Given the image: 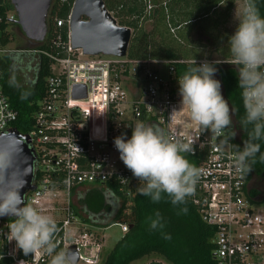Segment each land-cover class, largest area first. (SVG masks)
Instances as JSON below:
<instances>
[{
    "label": "built area",
    "instance_id": "1",
    "mask_svg": "<svg viewBox=\"0 0 264 264\" xmlns=\"http://www.w3.org/2000/svg\"><path fill=\"white\" fill-rule=\"evenodd\" d=\"M68 21L69 14L66 55L50 56L46 91L38 102L34 127L26 134L34 154V190L25 193V200L56 220L58 250L74 246L76 264L101 263L103 238L85 228L77 216L74 191L84 185L106 183L126 188L135 181L119 158L114 138L122 134L130 138L132 127L139 121L160 128L171 140L193 142V152L184 155L199 159L201 177L189 199L201 219L215 228V264H264V177L237 172L235 138L227 132L218 138L203 132L181 108L179 92L171 90L173 64H193L194 60L133 61L101 54L83 55L80 49L70 48ZM5 22L16 24L13 9L6 12ZM63 24L57 20L55 29ZM60 41L59 32L54 30L53 43L58 45ZM195 61L199 65L215 60ZM159 65H167L170 78L159 75L154 68ZM140 73L144 75L142 92H128L124 83L128 74ZM214 78L217 79L216 74ZM73 85L84 86L85 97L74 99ZM0 111L6 117L10 114L0 127L1 134L11 128L17 116L3 93L1 72ZM10 219H0V264H49V257L25 256L16 249L15 241L7 240ZM119 228L122 234L128 229L123 223Z\"/></svg>",
    "mask_w": 264,
    "mask_h": 264
},
{
    "label": "trees",
    "instance_id": "2",
    "mask_svg": "<svg viewBox=\"0 0 264 264\" xmlns=\"http://www.w3.org/2000/svg\"><path fill=\"white\" fill-rule=\"evenodd\" d=\"M235 1L208 0L203 16L191 18L180 25L167 20L166 7L162 5L164 0H103L105 8L117 24L131 30L124 58L133 61L231 58L229 38L224 39L221 29L229 19ZM1 2L0 44L1 49H4L12 40L10 25L5 22L6 12L12 7L8 0ZM73 2L74 0L51 1L46 17V36L43 41L36 43L33 52L28 53L31 58L36 57L35 60H30L36 62L33 79L28 86H19L10 77L16 56L8 53L0 58L3 93L17 115L11 128L21 135L28 134L34 127L38 102L44 96L46 78L51 74L50 56L61 58L66 55V19ZM256 5L261 16H264V0H256ZM57 20H62L64 24L55 29ZM146 23L149 25L148 29ZM54 30L61 37L58 45L53 43ZM222 43L225 45L221 46ZM19 56L21 60L22 54L19 53ZM173 65L172 83L189 67L194 66L181 63ZM215 67L216 78L221 82V93L231 108L232 126L226 130L227 135L232 137L235 134V146L243 148V141L248 136L240 124L244 108L238 87V66L217 63ZM141 120L144 121L143 116ZM260 143L261 153H264V141ZM186 158L190 163L198 165V158ZM248 176L259 179L264 177V162L259 160V154ZM139 186L142 185L136 178L126 188L118 183H106L104 186H91L78 196L75 211L82 221L101 226L123 223L128 227L100 264H131L151 255L160 256L166 264H215L212 242L215 228L201 219L189 197L181 206H173L167 198L153 203L149 197L140 194ZM181 208H186L187 211L183 212ZM157 215L161 217L164 226L162 229L152 230L151 219H156ZM165 235L170 236V239H166Z\"/></svg>",
    "mask_w": 264,
    "mask_h": 264
},
{
    "label": "clouds",
    "instance_id": "3",
    "mask_svg": "<svg viewBox=\"0 0 264 264\" xmlns=\"http://www.w3.org/2000/svg\"><path fill=\"white\" fill-rule=\"evenodd\" d=\"M235 20L237 26L228 39V50L231 64L238 66V87L244 108L240 124L248 138L243 141V148L236 146L234 167L241 175H248L258 154L264 162L260 143L264 141V16L256 0H242L236 6ZM217 63L204 61L198 65L194 60V66L177 77L181 108L187 110L192 122L214 138L221 137L232 126L230 105L221 93V82L214 78ZM9 117L10 114L6 117L0 111V127ZM114 146L120 160L140 181V194L153 203L167 198L173 206H181L195 193L201 169L184 155L193 152V142L171 140L160 128L141 122L132 127L130 138L126 134L114 138ZM21 154L20 142L8 141L0 146V217L11 218L7 240L15 241L16 249L25 256H47L49 264H76L75 251L58 250L56 220L21 196L25 181L13 179ZM163 226L159 215L151 219L152 230Z\"/></svg>",
    "mask_w": 264,
    "mask_h": 264
},
{
    "label": "water",
    "instance_id": "4",
    "mask_svg": "<svg viewBox=\"0 0 264 264\" xmlns=\"http://www.w3.org/2000/svg\"><path fill=\"white\" fill-rule=\"evenodd\" d=\"M52 0H9L16 15V25L23 36L32 42L43 41L47 33L46 17ZM70 48L80 49L83 55H105L124 57L131 36L128 27L117 24L113 16L105 8L103 0H74L68 21ZM72 97H85V87L73 85ZM149 119V114L145 115ZM8 141L22 143V154L17 162L13 179H23L21 189L24 197L27 191H33L34 154L29 147V137L19 134L10 128L0 134V146ZM10 218L8 216L0 219ZM67 250L75 251L74 246Z\"/></svg>",
    "mask_w": 264,
    "mask_h": 264
},
{
    "label": "rangeland",
    "instance_id": "5",
    "mask_svg": "<svg viewBox=\"0 0 264 264\" xmlns=\"http://www.w3.org/2000/svg\"><path fill=\"white\" fill-rule=\"evenodd\" d=\"M224 2V0H222ZM208 0H164V6L166 7V12L168 14L169 23L175 22L176 24L183 25L188 22L191 18H198L203 16V12L206 10ZM242 3V0H236L234 2L233 10L227 22L223 25L221 33L223 37L225 36L228 39L235 31L237 26V21L235 20V10L236 6L238 7ZM205 9V10H204ZM149 25L146 23V28L148 29ZM17 25H12L9 27V30L12 33V40L8 45L4 47L2 53H0V58L3 57V54L10 53L12 56H16L15 64H13L12 70L10 71V77L12 80L19 86H28L33 79V67L35 65L34 61L36 57L31 58L33 48L36 45L35 42L27 40L19 29H16ZM35 43V44H34ZM225 45L224 43L221 46ZM2 48L0 44V49ZM19 53L22 54L21 60H19ZM24 54V55H23ZM35 58V59H34ZM31 59H34L30 61ZM212 60L217 62H224L225 64L230 63L231 58H217L213 57ZM28 64V65H27ZM29 69H28V67ZM167 71V65L159 66L158 73L164 77ZM125 79V78H124ZM127 79L130 89H133L132 83H135V86L142 92L144 84V75L139 74L136 77L129 75ZM125 79V81L127 80ZM136 87L134 89H136ZM136 90H130L134 92ZM136 123H140L136 121ZM84 227L94 231L103 238V247H102V257L103 259L109 253L114 243L121 237L122 233L120 232L119 224H110L108 226H101L97 224H91L89 222L84 223ZM166 264V262L158 255H151L149 257H144L142 259L133 261L131 264Z\"/></svg>",
    "mask_w": 264,
    "mask_h": 264
},
{
    "label": "crops",
    "instance_id": "6",
    "mask_svg": "<svg viewBox=\"0 0 264 264\" xmlns=\"http://www.w3.org/2000/svg\"><path fill=\"white\" fill-rule=\"evenodd\" d=\"M162 5L164 6L165 4H164V2L162 3ZM169 19V17H168V14H167V20ZM159 66H161V65H159ZM159 66H155L154 68L156 69V71L158 72V70H159ZM167 71H168V68H167ZM167 71H166V74H165V76L164 77H162L160 74V76L163 78V79H166L167 78ZM216 74V73H215ZM137 76V75H136ZM135 76V77H136ZM168 79V78H167ZM130 79H127L124 83H125V88L128 90V92H130V90H136V91H134V92H140V90L135 86V83H132V85H133V89H130V87H128L129 86V83H128V81H129ZM170 85H171V90L172 91H174V92H178V83L177 82H171L170 83ZM136 87V89H134ZM91 186H94V185H84V186H82V187H80L79 189H77V190H75L74 191V205H75V208H77V202H78V196L82 193V192H84V191H86V190H88V189H90L91 188ZM78 216V215H77ZM79 217V216H78ZM79 219H80V217H79ZM81 220V222H83V223H85V221H82V219H80ZM92 224V223H91ZM102 259H103V257H102ZM153 263V262H152ZM151 264V263H150Z\"/></svg>",
    "mask_w": 264,
    "mask_h": 264
}]
</instances>
